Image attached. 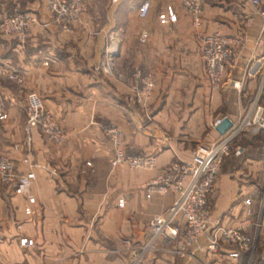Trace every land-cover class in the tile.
Returning <instances> with one entry per match:
<instances>
[{
    "label": "crops",
    "instance_id": "1",
    "mask_svg": "<svg viewBox=\"0 0 264 264\" xmlns=\"http://www.w3.org/2000/svg\"><path fill=\"white\" fill-rule=\"evenodd\" d=\"M150 2L148 15L138 21L139 5L125 8L130 0H86L82 21L66 31L51 20L45 0H0V21L18 9L45 22L26 41L0 31V101L8 114L0 120V156L13 159L15 175L27 171L29 92L41 96L66 133L63 145L38 129L31 133L38 164L30 190L36 199L32 214L25 212L27 196L15 193L13 182H0V264H241L239 257L228 256V245L217 253L195 246L181 252V240L158 241L155 249L139 256L150 219L174 198L170 191L147 198L144 185L170 163L188 161L216 117L244 114L259 90L264 103L261 73L245 80L238 100L232 91H211L197 36L214 31L258 35L263 19L249 0H202L197 29L181 0ZM167 5L177 21L161 24L157 16ZM258 53L264 54V31ZM135 69L154 77L144 105L131 90ZM109 125L123 130L128 153L154 156L156 167L112 168L114 151L105 133ZM258 139L246 133L233 147L243 155ZM239 155L225 156L208 205L213 220L227 227L245 224L252 233L264 202L258 200L255 183L263 162L244 155L237 163ZM247 198L250 205L244 203ZM24 237L34 244L22 246ZM198 243L204 244L203 236Z\"/></svg>",
    "mask_w": 264,
    "mask_h": 264
},
{
    "label": "built area",
    "instance_id": "2",
    "mask_svg": "<svg viewBox=\"0 0 264 264\" xmlns=\"http://www.w3.org/2000/svg\"><path fill=\"white\" fill-rule=\"evenodd\" d=\"M249 2L263 19L262 29L258 35L240 32L227 36L219 31L209 34L197 33L204 71L213 92L231 90L239 96L248 77L261 73L263 74L262 83L264 81V54L258 53L264 31L263 2L262 0H249ZM45 6L51 13L53 22L61 25L64 30L71 31L73 25L82 21L86 0H45ZM181 7L189 16L192 25L198 29L201 25L202 0H181ZM150 8V0H142L137 8L138 16L146 17ZM157 18L161 24L174 23L177 21V14L171 5H167L158 13ZM43 24L45 22L35 13L15 9L0 21V31L4 36L26 41L35 27ZM247 24H250L249 20ZM12 78L19 82L23 81L18 76H12ZM153 87V75L143 74L135 69L131 90L137 101L144 105L149 100ZM25 113L26 140L23 163L28 169L25 173L15 175L16 164L13 159L0 156V182H13L15 193L27 196L28 205L25 207V212L30 215L32 205L36 201L30 194V190L36 179L35 168L38 167L34 161L31 133L34 129H38L57 145L65 143L66 133L35 91L27 95ZM7 117L8 114L0 101V120ZM224 117L230 119L231 127L220 134L216 127ZM105 133L114 151L111 160L112 168L123 166L131 170H151L156 167L154 156L130 154L126 151L123 130L117 125L105 127ZM245 133L264 134V103L260 101V90L244 114L235 118L227 115L216 117L209 125L206 140L194 145L188 161L176 160L170 163L158 175L145 183L147 198L153 193L162 194L169 191L174 194V198L165 211L150 219L148 239L139 246V256L155 249L158 241L168 243L181 240L179 245L181 252L195 246V250L217 253L221 245L225 244L232 248L228 253L230 258L237 259L240 253H249L250 257L257 240L264 236L262 209L253 223V232L248 233L245 224L227 227L218 220H213L208 205L225 156L230 153L240 154L239 148L234 149L233 144ZM15 148L19 149L20 146L15 145ZM123 203L121 199L119 206H123ZM244 203L250 205L251 201L247 198ZM249 211L248 208L247 212ZM201 236L204 237V244L198 243ZM20 244L27 247L33 245L34 241L24 237L20 239ZM189 255L192 253L190 252Z\"/></svg>",
    "mask_w": 264,
    "mask_h": 264
},
{
    "label": "rangeland",
    "instance_id": "3",
    "mask_svg": "<svg viewBox=\"0 0 264 264\" xmlns=\"http://www.w3.org/2000/svg\"><path fill=\"white\" fill-rule=\"evenodd\" d=\"M98 1H101V0H98ZM98 1L96 0V4H99ZM141 1L142 0H130V3H126L125 4V8L127 6H138ZM262 7H263V4H262ZM137 20L138 21L142 20V18H140L138 16ZM228 91H231V90H228ZM261 91H262V89H261ZM233 93H235V92H233ZM241 94H242V92H241ZM241 94L239 95V97L241 96ZM235 98H237V100H238V95L237 94L235 95ZM250 98H251V96H248V98L245 100V102L246 101L249 102ZM224 104H226V101L223 99V105ZM247 136L257 137V138L259 137V139H258V141H253V146L252 147H247V149L245 150L244 154L243 155H239V158H237L236 161H237V163H240L239 161L242 160L241 158H243L244 155H247V156H249L251 158H261L262 159V162H263L262 173H260L258 176H256L255 183L258 186V188H257L258 200L261 199V198H263V200H264V134L258 133V134H255V135H250V134L247 133ZM241 144H244V141L243 142L241 141ZM237 163H235V164L237 165ZM212 195H213V193H212ZM212 195H211V197H212ZM210 200H212V199H210ZM209 204H211L210 201H209ZM260 209H262V211H263L264 202L262 203V208H260ZM249 258H250V260L252 259L251 260V264H264V237L263 236H261L257 240V242L255 244L254 251L250 255Z\"/></svg>",
    "mask_w": 264,
    "mask_h": 264
},
{
    "label": "water",
    "instance_id": "4",
    "mask_svg": "<svg viewBox=\"0 0 264 264\" xmlns=\"http://www.w3.org/2000/svg\"><path fill=\"white\" fill-rule=\"evenodd\" d=\"M231 127V121L228 117H224L219 125H217L216 130L223 134Z\"/></svg>",
    "mask_w": 264,
    "mask_h": 264
},
{
    "label": "trees",
    "instance_id": "5",
    "mask_svg": "<svg viewBox=\"0 0 264 264\" xmlns=\"http://www.w3.org/2000/svg\"><path fill=\"white\" fill-rule=\"evenodd\" d=\"M263 89H264V85H263ZM262 96V93H261V95H260V97ZM244 135V134H243ZM242 135V136H243ZM245 135H246V133H245ZM241 136V137H242ZM236 144V142L233 144V145H235ZM263 213H264V209H263ZM260 238V237H259ZM239 258L241 259V264H245L248 260H249V253H240V255H239ZM252 260V259H251ZM250 260V261H251Z\"/></svg>",
    "mask_w": 264,
    "mask_h": 264
}]
</instances>
